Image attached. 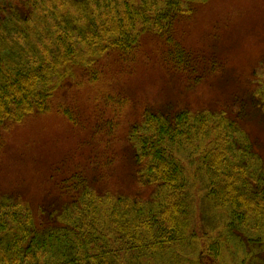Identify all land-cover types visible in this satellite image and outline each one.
<instances>
[{"label": "trees", "instance_id": "trees-1", "mask_svg": "<svg viewBox=\"0 0 264 264\" xmlns=\"http://www.w3.org/2000/svg\"><path fill=\"white\" fill-rule=\"evenodd\" d=\"M207 1L71 0L81 12L73 20L54 15L57 6L47 0H0V128L53 110L76 68L97 83L99 59L132 55L144 35L171 46L168 59L190 74L195 53L171 30ZM250 92L264 124V77ZM57 108L76 124L74 110ZM129 141L132 172L150 188L148 199L78 188V173L50 188L39 208L0 196V264H203L205 256L218 263L230 243L245 251L239 264L264 254V157L239 115L211 108L146 113ZM197 184L208 213L223 218L222 232L206 240L195 230Z\"/></svg>", "mask_w": 264, "mask_h": 264}, {"label": "rangeland", "instance_id": "rangeland-1", "mask_svg": "<svg viewBox=\"0 0 264 264\" xmlns=\"http://www.w3.org/2000/svg\"><path fill=\"white\" fill-rule=\"evenodd\" d=\"M69 1L47 0L46 5L55 4L54 15L74 20L81 12ZM100 2L104 5L107 0ZM171 31L175 40L195 53L190 74L168 59L171 46L144 35L132 55L111 52L99 59L97 83L91 84L88 74L76 68V76L64 82L53 100V110L10 126L11 130L1 127L0 196L19 197L39 208L50 188L56 191L57 184L78 173V188L148 199L150 188H141L132 172L129 137L144 114L159 110L211 108L239 115L256 152L264 157L263 119L250 92L264 77V0H209L196 5L195 12L177 21ZM58 106L74 110L76 124ZM187 170L192 173L193 166ZM199 186L194 187L199 199L195 230L207 233L206 240L222 232L223 218L217 221L219 216L208 213ZM233 232L246 240L241 231ZM232 244L218 263L205 256L203 264H239L245 251ZM252 251L253 246L250 258ZM258 259L264 260V254L251 258L249 264H259Z\"/></svg>", "mask_w": 264, "mask_h": 264}]
</instances>
